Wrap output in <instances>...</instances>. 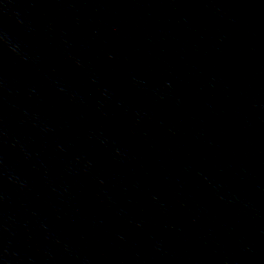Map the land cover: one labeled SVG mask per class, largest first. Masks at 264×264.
<instances>
[{
  "label": "water",
  "instance_id": "95a60500",
  "mask_svg": "<svg viewBox=\"0 0 264 264\" xmlns=\"http://www.w3.org/2000/svg\"><path fill=\"white\" fill-rule=\"evenodd\" d=\"M0 264H264V0H0Z\"/></svg>",
  "mask_w": 264,
  "mask_h": 264
}]
</instances>
